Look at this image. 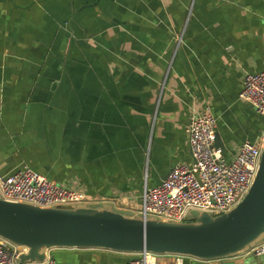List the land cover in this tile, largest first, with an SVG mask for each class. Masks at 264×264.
<instances>
[{
    "label": "crops",
    "instance_id": "obj_1",
    "mask_svg": "<svg viewBox=\"0 0 264 264\" xmlns=\"http://www.w3.org/2000/svg\"><path fill=\"white\" fill-rule=\"evenodd\" d=\"M264 0H0V175L27 165L83 190V205L138 215L145 185L191 160V109L209 106L230 160L264 140L238 97L262 68ZM181 264H264L250 248ZM134 252L52 247L59 264ZM155 264H179L161 255Z\"/></svg>",
    "mask_w": 264,
    "mask_h": 264
},
{
    "label": "water",
    "instance_id": "obj_2",
    "mask_svg": "<svg viewBox=\"0 0 264 264\" xmlns=\"http://www.w3.org/2000/svg\"><path fill=\"white\" fill-rule=\"evenodd\" d=\"M214 145L225 147L217 131ZM188 219L143 218L139 213L126 217L83 203L41 207L0 198V237L16 245L20 262L42 260L52 247L145 249L203 260L223 258L264 239V140L259 167L244 197L215 216L190 209Z\"/></svg>",
    "mask_w": 264,
    "mask_h": 264
},
{
    "label": "built area",
    "instance_id": "obj_3",
    "mask_svg": "<svg viewBox=\"0 0 264 264\" xmlns=\"http://www.w3.org/2000/svg\"><path fill=\"white\" fill-rule=\"evenodd\" d=\"M238 97L264 116V57L262 68L245 72ZM191 160L174 165L157 185H145L138 213L169 221H187L188 211L198 209L219 215L229 211L246 194L259 167L262 143L244 139L230 160L216 147V118L209 106L191 109L185 127ZM0 198L41 207L87 202L86 193L48 179L27 165L0 175ZM249 252L264 253V241ZM124 264H155L161 255L174 256L179 264L185 258L203 260L176 253L141 250ZM16 245L0 237V264H59L51 257L20 262Z\"/></svg>",
    "mask_w": 264,
    "mask_h": 264
}]
</instances>
